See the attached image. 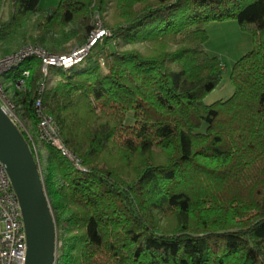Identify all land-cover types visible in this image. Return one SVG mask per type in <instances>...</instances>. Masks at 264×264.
<instances>
[{"label":"trees","instance_id":"1","mask_svg":"<svg viewBox=\"0 0 264 264\" xmlns=\"http://www.w3.org/2000/svg\"><path fill=\"white\" fill-rule=\"evenodd\" d=\"M4 2L0 56L16 40L66 54L54 46L86 45L98 21L109 31L79 63L50 67L56 77L34 55L12 67L33 140L18 128L33 154L45 148L56 264H264V0ZM226 19L252 48L232 66L231 96L206 104L223 65L205 26ZM38 98L85 170L35 140Z\"/></svg>","mask_w":264,"mask_h":264},{"label":"built area","instance_id":"2","mask_svg":"<svg viewBox=\"0 0 264 264\" xmlns=\"http://www.w3.org/2000/svg\"><path fill=\"white\" fill-rule=\"evenodd\" d=\"M109 35V31L104 28L100 21L91 31L88 42L82 47H76L66 54L49 53L38 45H29L20 49L15 54L0 56V106L14 123L18 120L16 105L10 100L2 82V76L12 67L21 63L26 57L37 56L41 60L42 72L46 77L52 66L69 68L82 61L87 50L101 37ZM27 70L22 72V76L27 77ZM24 80L19 79L15 87L22 89ZM44 83L41 84L39 93L43 91ZM8 96V97H7ZM34 108L38 115V123L34 138L40 143L48 144L56 148L61 154L72 161L74 167L79 170H85L79 158L62 141L57 125L51 115L44 111L41 99L38 98L34 103ZM17 125V123H16ZM18 126V125H17ZM19 127V126H18ZM25 130L30 140L33 138L27 129ZM34 156L38 160V147L32 143ZM26 259V237L22 221V215L18 198L14 192L9 176L2 162L0 161V264H25Z\"/></svg>","mask_w":264,"mask_h":264},{"label":"water","instance_id":"3","mask_svg":"<svg viewBox=\"0 0 264 264\" xmlns=\"http://www.w3.org/2000/svg\"><path fill=\"white\" fill-rule=\"evenodd\" d=\"M0 161L20 205L26 237L25 264H56L57 225L38 161L1 106Z\"/></svg>","mask_w":264,"mask_h":264},{"label":"rangeland","instance_id":"4","mask_svg":"<svg viewBox=\"0 0 264 264\" xmlns=\"http://www.w3.org/2000/svg\"><path fill=\"white\" fill-rule=\"evenodd\" d=\"M57 2L58 0H42L40 5L45 7L55 6ZM12 9L13 7L12 4L10 3L4 2L3 4L0 5V23L9 19ZM205 28L209 36V39L206 43V51L210 55L218 56L223 65V73L219 84L204 98V102L206 104H211L219 99L228 98L233 93L234 87L230 80V72L232 66L238 58H240L242 55H244L252 48V37L250 33L242 30L239 24L237 23V21L234 19H226L222 21H216V20L209 21L206 24ZM18 42L19 41L16 40L10 44L9 48L14 49V51L10 52L9 55L15 54L16 52L19 51L18 48L16 49V45H18ZM29 45H33V43H27L22 47ZM38 46L42 47L41 45ZM54 47L58 51L65 50L66 51L65 53H69L70 51L74 50L77 46L73 40H70L65 44L56 45ZM14 72L15 70L12 69L2 76V82L6 89L7 95L9 96V97L7 96L9 99L11 98L12 91L14 90V86L11 82V76ZM50 72L54 77H56L59 75L60 70L57 68H51ZM14 112L16 113L19 120L16 122L19 128L31 130V126L29 125L27 120L21 116V110L19 106L16 107V110ZM127 120L128 122L132 121V113H128ZM39 149L42 157L43 167L45 168L46 167V161L44 159L45 148L39 145ZM47 195L49 202L51 204V197L48 193Z\"/></svg>","mask_w":264,"mask_h":264},{"label":"crops","instance_id":"5","mask_svg":"<svg viewBox=\"0 0 264 264\" xmlns=\"http://www.w3.org/2000/svg\"><path fill=\"white\" fill-rule=\"evenodd\" d=\"M41 1H42V0H39V5H40ZM40 7L44 8L45 6L40 5ZM38 149H39V147H38ZM39 150H40V149H39Z\"/></svg>","mask_w":264,"mask_h":264}]
</instances>
